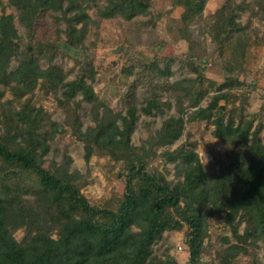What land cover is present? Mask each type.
I'll use <instances>...</instances> for the list:
<instances>
[{"label": "trees", "instance_id": "trees-1", "mask_svg": "<svg viewBox=\"0 0 264 264\" xmlns=\"http://www.w3.org/2000/svg\"><path fill=\"white\" fill-rule=\"evenodd\" d=\"M9 1L19 10L20 21L33 32L32 37L43 15L61 12L60 19L66 22V39L60 40L63 30L57 28L58 37L54 42H29L21 50L14 15L0 16V124L3 126H0V264H169L170 261L154 253V245L164 238L167 230H180L185 223L191 229V236L187 238L191 262L197 264L205 249L203 243L213 207L229 210L231 225L236 215L241 214V220L233 225L240 241L246 242L249 235L255 236V244L259 239L264 241V143L258 137L262 123L252 131V120L234 125L233 121L226 123L223 116L214 119L215 135L231 145L232 154L228 153L229 163L222 165L223 173L209 175L199 154L186 144L165 151V160L176 163L177 172L183 177L173 183L160 171H150L147 158L156 153V147L173 143L182 135L183 117L171 116L143 145H134L131 135L139 116L135 103L129 104L126 115L107 105L104 112H100L97 95L85 80L86 75L94 77V72H82L76 79L65 81L62 68L52 64L59 50H74L85 44L91 24L95 22L88 13L90 7H98L104 19L119 14L132 20L149 13L151 0H107L102 5H99L100 0ZM176 4L184 8L179 38L190 40L188 25L203 11L204 0H176ZM218 12L220 30L239 26L233 6L228 12L226 8ZM216 39L219 40L218 36ZM39 54L51 62L48 68L40 67ZM13 56L20 65L8 71ZM188 64L193 71L200 72L193 53L188 55ZM144 66L151 82L154 74H171L169 64L166 70L156 61ZM40 82L43 87L61 86L67 99L81 91L91 104L95 125L84 130L77 112L67 121L73 134L84 142L88 161L93 155L111 156L132 169L118 211L92 206L81 192L86 178L79 172L71 173L69 168L56 172L44 166L47 138L66 129L49 120L47 113L34 107L30 99L21 102ZM176 85L178 90L173 96L180 112L184 110L186 97L195 107L199 106L195 81L184 79ZM6 87L21 104L19 109L13 101L3 100ZM220 96L226 94L217 95L214 101ZM77 105L80 107V102ZM164 106L169 107L171 103L151 91L143 110L151 113ZM202 113L206 118L213 114L198 107L189 118L194 120ZM66 158L71 161L69 156ZM32 176L36 185L22 183L21 179L29 181ZM31 192L37 196L35 207L23 197ZM243 220L248 232L240 235L238 227ZM23 224L31 227H27L26 235L19 241L14 231ZM228 249L246 251L239 243Z\"/></svg>", "mask_w": 264, "mask_h": 264}, {"label": "rangeland", "instance_id": "rangeland-1", "mask_svg": "<svg viewBox=\"0 0 264 264\" xmlns=\"http://www.w3.org/2000/svg\"><path fill=\"white\" fill-rule=\"evenodd\" d=\"M106 3L107 0H100L99 5ZM149 4V13L135 16L132 20L119 14L104 19L98 7H90L88 13L95 22L91 24L85 44L74 50H59L52 64L62 68L65 81L76 79L82 72L93 71L94 77L86 75L85 80L97 95L100 112H104L107 105L115 112L126 115L129 104L135 103L139 116L131 135L134 145H143L171 116L184 118L182 135L173 143L156 147V153L147 158L150 171H160L173 183L181 180L183 177L178 174L176 163L167 162L163 154L186 144L188 149H194L199 154L209 175L223 173L225 169L222 165L229 163L228 153L232 154L229 150L231 145L215 135L214 119L223 116L226 123L233 121L234 125L252 120V131L262 123L258 137L264 143V0H204L203 11L188 25L190 40L179 38L184 8L176 4V0H151ZM232 6L237 12L235 20L239 26L220 30L222 25L218 23V11L226 8L228 12ZM9 14L14 15L21 50L29 42H54L58 37L57 28L63 30L59 34L60 40L66 39V22L60 19L61 12L43 15L33 37V32H29L20 21L19 10L9 0H0V16ZM189 53L194 54L200 72L190 68ZM39 57L40 67L48 68L51 62L45 56L39 54ZM153 61L163 70L169 64L171 74H154L151 82L150 73L144 72V65ZM19 65V60L13 56L8 71L17 69ZM184 79L195 81V94L200 101L195 107L190 98H184V110L180 112L173 94L178 90L176 83ZM151 91H155L163 101L170 102L171 106L145 112L143 107ZM221 94L226 96L214 101ZM26 99H30L34 107L45 111L49 120L66 129V132H57L47 138L48 152L43 156L44 166L56 172L61 168H69L71 173L79 172L86 178L81 192L91 205L101 210L118 211L132 169L111 156L93 155L89 161L85 158L84 142L73 134L67 123L77 112L84 130L95 125L91 104L84 99L83 92L79 91L73 98L67 99L61 86L43 87L40 82L21 102ZM3 100L13 101L18 109L21 107L9 87H6ZM198 107L211 111L212 116L206 118L203 112L191 120V113ZM118 123L122 124V121ZM237 150L235 147L234 151ZM32 177L29 181L21 179L22 183L36 185L35 176ZM23 197L30 200L34 207L37 206L35 193ZM37 209L42 213L39 205ZM228 217L229 210L213 207L203 243L205 249L197 264L264 262V241L259 239L255 244L254 235H249L246 242L240 241L234 234L233 225L241 220V214L236 215L233 225L228 222ZM27 227L31 226L23 224L15 229L14 236L19 241L26 235ZM247 230V223L243 220L238 231L240 235H245ZM190 233L186 223L180 230H167L164 238L155 243L154 253L160 259L170 261L169 264H192L187 242ZM53 237H57L55 230ZM238 243L245 246L246 251L228 249Z\"/></svg>", "mask_w": 264, "mask_h": 264}]
</instances>
